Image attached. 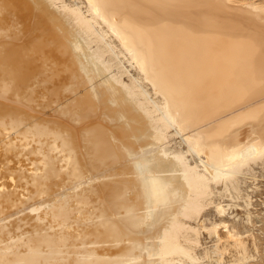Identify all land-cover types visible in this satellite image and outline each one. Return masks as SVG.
I'll return each mask as SVG.
<instances>
[{
  "label": "bare ground",
  "instance_id": "1",
  "mask_svg": "<svg viewBox=\"0 0 264 264\" xmlns=\"http://www.w3.org/2000/svg\"><path fill=\"white\" fill-rule=\"evenodd\" d=\"M259 161L262 2L0 0V264L247 263Z\"/></svg>",
  "mask_w": 264,
  "mask_h": 264
},
{
  "label": "rangeland",
  "instance_id": "2",
  "mask_svg": "<svg viewBox=\"0 0 264 264\" xmlns=\"http://www.w3.org/2000/svg\"><path fill=\"white\" fill-rule=\"evenodd\" d=\"M66 1L71 2L72 0H66ZM251 1L262 2L264 4V0H251ZM115 43H116V45L118 44L117 41H115ZM121 60H123V64L127 67V69H129L131 71L132 74H134L135 76H138L136 69L133 68L130 65V63H128V59H127V57H125V55L121 56ZM124 78H125L126 82H130V81H127V78H128L127 76H125ZM148 87L147 88L151 92L152 91L151 87L150 86H148ZM170 139L169 140L171 143H169V145L170 146L172 145V147H171L172 150L175 149V151H178L179 148H182L183 150L187 149L186 146L181 141L180 137H170ZM187 157L189 158L190 162L193 163L192 161H194V160L191 159V156H187ZM252 168H253V171L249 172L250 175H249V173H248V175H246L247 179L244 177L247 181L246 184H244L245 182L242 184L243 185V187H242L243 193L244 194L245 193L251 194V195L250 194L249 195L251 196L252 202H253V207L251 209V211L253 212L252 213V219H253L252 224L246 223L247 222L246 221V215H245V211L243 209H237L236 207H233V208H230L229 211L234 212L235 216L237 215L235 218L237 221H235V222L236 223L240 222L237 228L239 231L242 230L241 233L243 234V237H245L247 239L246 242L248 243L247 245L249 246V249H250L249 254L254 256V257H252V259H250V261H248L247 263H243V264H264V162L259 161L256 164H252ZM252 175H254V176L252 177ZM244 178H243V176L240 177L241 180L245 181ZM223 188H224V186H222V185L218 186L219 190L220 189L223 190ZM246 188L248 189V191ZM244 190L247 192H245ZM228 196L226 195V198H224L225 197V195H224L223 200L221 199V196H217L216 201H221L223 204H231L232 203L231 205H234L237 203L236 200H234V201H233V199L229 200L231 198H229ZM234 202H236V203H234ZM239 202L241 203V201H239ZM212 208L206 210L205 213H203V215H202L203 217H201L198 222H196V223L194 222V224L200 223L201 224L200 226H202V224L205 223V226L210 227L212 224L210 222L219 221L218 220L219 217L216 215L217 213H216L215 209H212ZM229 223H230L229 225L231 226L232 221L229 220ZM203 226H204V224H203ZM222 232H223L224 236H223ZM244 232H245V234H244ZM201 233H202V236H201L202 247L198 248V251H197L199 255L203 254L204 251L202 249L204 247H211L212 244H214L213 237L208 235V233L203 228L201 229ZM225 234H226L225 230L221 229V235L223 237H225ZM246 234H248V235L246 236ZM214 259L215 258L210 259V260L205 259V261H206L205 263L218 264ZM233 259H235V256H233V253L227 252L224 254L223 262H224V264H238ZM199 264H203V263L200 262Z\"/></svg>",
  "mask_w": 264,
  "mask_h": 264
}]
</instances>
